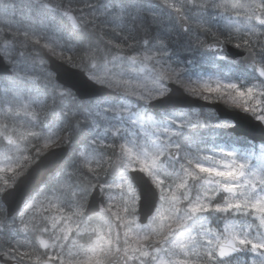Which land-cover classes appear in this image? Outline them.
Listing matches in <instances>:
<instances>
[{
    "label": "snow or ice",
    "instance_id": "obj_1",
    "mask_svg": "<svg viewBox=\"0 0 264 264\" xmlns=\"http://www.w3.org/2000/svg\"><path fill=\"white\" fill-rule=\"evenodd\" d=\"M0 264H264V0H0Z\"/></svg>",
    "mask_w": 264,
    "mask_h": 264
},
{
    "label": "water",
    "instance_id": "obj_2",
    "mask_svg": "<svg viewBox=\"0 0 264 264\" xmlns=\"http://www.w3.org/2000/svg\"><path fill=\"white\" fill-rule=\"evenodd\" d=\"M220 113H221L222 116H225V117H227V116L230 115V113L227 112V111H225L223 108L220 109ZM249 131H250V133H251L252 135H255V136L259 137V132H258V130H252V129H249Z\"/></svg>",
    "mask_w": 264,
    "mask_h": 264
}]
</instances>
